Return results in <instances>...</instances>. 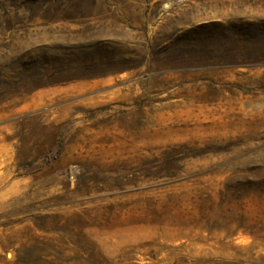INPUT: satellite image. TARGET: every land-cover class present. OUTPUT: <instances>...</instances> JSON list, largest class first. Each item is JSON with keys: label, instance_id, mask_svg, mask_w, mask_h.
<instances>
[{"label": "rangeland", "instance_id": "rangeland-1", "mask_svg": "<svg viewBox=\"0 0 264 264\" xmlns=\"http://www.w3.org/2000/svg\"><path fill=\"white\" fill-rule=\"evenodd\" d=\"M0 264H264V0H0Z\"/></svg>", "mask_w": 264, "mask_h": 264}]
</instances>
